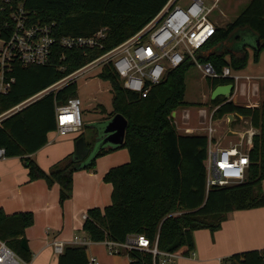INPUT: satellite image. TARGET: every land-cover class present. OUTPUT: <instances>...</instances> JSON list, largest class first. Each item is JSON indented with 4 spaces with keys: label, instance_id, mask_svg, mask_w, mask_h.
<instances>
[{
    "label": "trees",
    "instance_id": "trees-1",
    "mask_svg": "<svg viewBox=\"0 0 264 264\" xmlns=\"http://www.w3.org/2000/svg\"><path fill=\"white\" fill-rule=\"evenodd\" d=\"M169 0H28L27 7L37 23L55 22L56 35L92 36L106 27L102 50H64L56 44L48 65H18L15 82L7 94L0 95V114L28 97L46 89L78 70L100 53L109 50L145 27ZM248 27L256 35L254 62H259L264 49V0H250L233 22L218 27L216 34L197 52L202 62H211L218 70L230 66L234 71L247 67L250 53L226 47L231 33ZM257 40L260 45L257 46ZM64 55V57H63ZM229 57V59H227ZM193 65L187 59L169 69L163 80L143 97L126 89L113 66L106 65L99 77L112 85V116L120 113L128 120L125 141L130 161L111 168L104 180L112 183V202L105 208L87 211L83 231L93 242L105 239L125 241L129 235H144L151 246L157 242L162 251H194L196 230H219L229 213L264 206V102L246 106L225 102L219 96L211 100L219 105L218 118L226 114L249 117L259 129L249 150L250 165L245 178L233 184L207 187L205 161L209 138L202 133L180 134L172 118L178 106H184L185 73ZM212 89L233 83L232 78L208 79ZM78 96L77 81H69L56 92H50L2 121L0 147L7 157H19L28 168L29 180L44 179L48 186L60 185V204L73 195V174L80 169H95L96 160L114 149H101L91 158H77L71 153L44 170L31 155L44 147L48 134L56 130L55 106ZM85 127V125H84ZM88 128V127H86ZM96 131V130H95ZM97 135V133H96ZM86 148L94 141L82 134ZM78 142V139L76 138ZM31 211L7 214L0 208V239L26 261H31L29 248H24L26 229L34 224ZM129 264H154L152 252L133 249L123 253ZM156 263L159 256H156ZM228 264H264V249L237 252L223 259ZM58 264H89L87 245H67L59 254Z\"/></svg>",
    "mask_w": 264,
    "mask_h": 264
},
{
    "label": "built area",
    "instance_id": "built-area-1",
    "mask_svg": "<svg viewBox=\"0 0 264 264\" xmlns=\"http://www.w3.org/2000/svg\"><path fill=\"white\" fill-rule=\"evenodd\" d=\"M169 0L162 10L140 31L117 46L100 53L93 60L65 76L46 89L28 97L22 102L0 114L2 121L27 107L50 92H56L69 81H77L94 69L102 71L106 65L113 66L122 79L123 85L130 91L146 97L153 87L158 85L169 69L179 67L187 59L196 64L206 77L211 79L232 78V95L225 102L235 101L236 96H258L259 83L251 76H241L230 66L218 70L211 62H202L197 56L199 49L216 34L219 24L212 12L218 8L220 0ZM28 0H0V95L7 94L15 82L14 71L18 65H48L51 63L53 48L56 44L64 50L81 49L89 51L105 48L107 28L98 30L92 36L56 35V23H37L27 7ZM64 57V55H63ZM219 105L208 111L200 108L198 112V133L208 136L209 143L205 166L207 169V187L227 185L232 181H242L250 165L249 150L258 129L253 125L244 134L243 139L231 142L230 146L220 147L214 143V114ZM183 127L177 126V112L172 115L178 131L192 132L189 109H182ZM181 110V111H182ZM57 127L60 136L78 133L84 128L82 100L73 97L67 103L55 106ZM176 116V118H175ZM234 117V115H233ZM242 117V116H241ZM239 116V118H241ZM242 119V118H241ZM196 130V129H195ZM246 134L248 136H246ZM246 138V139H245ZM245 139V142H244ZM0 159H7L6 150L0 147ZM86 217V215H85ZM80 245H88L90 240L75 236ZM111 254H123L133 249H144L159 256L158 264L174 262L180 257H193L195 251L185 253V248L177 251H162L157 242L151 246L144 235H129L125 241L105 239L102 241ZM57 254L63 253L66 243L55 240ZM6 241L0 239V264H30ZM89 264H99L96 257H89ZM221 264H228L221 260Z\"/></svg>",
    "mask_w": 264,
    "mask_h": 264
},
{
    "label": "crops",
    "instance_id": "crops-1",
    "mask_svg": "<svg viewBox=\"0 0 264 264\" xmlns=\"http://www.w3.org/2000/svg\"><path fill=\"white\" fill-rule=\"evenodd\" d=\"M246 68L236 72L241 76H251L253 81H256L258 74L240 73ZM251 102L241 105L254 106V102L252 100ZM223 118L226 121V116L219 119ZM232 124V121L229 124L226 121L225 127L231 131L229 128ZM191 127L194 128L192 132H184L182 129L179 133L197 134L199 124ZM85 128L79 133L66 136H60L55 131L50 132L48 143L31 157L46 171L71 153H75L79 158H91L96 152L86 148L82 137ZM222 129L215 128L214 143L220 147L230 146L231 142L224 143L221 138L224 134ZM129 161L128 149L118 148L98 157L95 169L75 171L73 195L62 205L58 183L50 187L44 179L30 181L28 168L19 157L0 159V208L7 214L19 211L34 213V224L28 227L25 233L32 254L30 264H58L59 254L55 252L52 244L55 240H62L66 245H80L74 238L75 236L83 238V223L87 211L94 207L103 209L112 202L113 185L104 180L105 174L111 168ZM194 238L195 255L180 257L174 264H221L222 259L234 253L264 249V206L233 211L229 213L219 230L215 232L209 229L196 230ZM100 246L107 250L103 242L90 241L87 245V254L88 257H96L99 264H106V257ZM181 259L183 260L178 261Z\"/></svg>",
    "mask_w": 264,
    "mask_h": 264
},
{
    "label": "rangeland",
    "instance_id": "rangeland-1",
    "mask_svg": "<svg viewBox=\"0 0 264 264\" xmlns=\"http://www.w3.org/2000/svg\"><path fill=\"white\" fill-rule=\"evenodd\" d=\"M206 1L207 3L211 2L210 0ZM249 1L250 0H220L218 8L212 12V16L216 18L217 22L219 23V27H225L227 24L233 22L236 19L240 12L248 5ZM256 39V35L251 29L248 27H239L231 33L228 41L226 42V47L235 52H242L244 45H247V49L250 53V61L248 67L240 73L247 74L253 72L259 75L258 78L255 79L259 83V95H237L236 100L234 101L237 104H251L252 100L254 102V106H261V104L264 102V49L261 53V61L255 64L253 55L254 47L256 46ZM227 59H229V57H227ZM99 73V69H94L77 79L78 97H80L82 100L83 119L86 123L85 125L90 128L87 129L84 127V134L90 141H93L96 137L95 127H97L102 122L110 120L113 117L112 85L110 81L100 78ZM208 79L209 77H206L196 64H193L186 71V93L184 97L185 105L178 106L172 112V114L177 112L176 114L178 117L176 121L179 128L183 127L181 117L183 114L182 109H189L191 114L190 126L198 125V112L200 108H205L208 111L214 109V105L211 102V93L213 89ZM233 115L234 117L230 118H227L229 114L224 115L226 116V121H228V124L230 121L233 123L231 128H229L231 131H229L228 128L225 127V118L220 120L217 115L214 114L213 125L216 129L218 127L223 128L222 130L224 131V134L221 138L224 140V143L237 142L243 139L240 133L244 134L246 130L252 126L251 119L249 117H241L240 115L235 114ZM239 116L242 119L239 118ZM84 128L82 130H84ZM246 136L248 135L246 134ZM236 182L240 181H232L229 184ZM82 236L83 238H87L85 232L82 234ZM100 247L103 250L104 256L106 257V264H127L130 262L128 255L111 254L105 250L104 246ZM182 260L183 259L178 261ZM167 264H174V262H168Z\"/></svg>",
    "mask_w": 264,
    "mask_h": 264
},
{
    "label": "water",
    "instance_id": "water-1",
    "mask_svg": "<svg viewBox=\"0 0 264 264\" xmlns=\"http://www.w3.org/2000/svg\"><path fill=\"white\" fill-rule=\"evenodd\" d=\"M259 45L260 42L257 40V46ZM233 88L234 83L218 85L212 90L211 100L219 96L229 99L232 95ZM229 116L233 117V114H229ZM127 127L128 120L120 113L115 114L110 120L100 123L95 127L97 135L92 147L93 152L97 153L104 148L117 149V147L122 145L125 141ZM22 245L24 248H28L26 239L22 240Z\"/></svg>",
    "mask_w": 264,
    "mask_h": 264
}]
</instances>
